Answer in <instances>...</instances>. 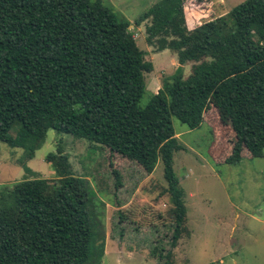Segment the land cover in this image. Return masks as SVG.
<instances>
[{
  "label": "trees",
  "instance_id": "16d2710c",
  "mask_svg": "<svg viewBox=\"0 0 264 264\" xmlns=\"http://www.w3.org/2000/svg\"><path fill=\"white\" fill-rule=\"evenodd\" d=\"M191 1L159 0L132 22H147L146 41L179 65L140 107L152 65L109 4L0 0V143L29 159L52 130L103 146L146 174L159 162L171 232L167 248L152 243L156 264H172L184 232V193L172 167L184 147L171 118L188 129L205 122L208 108L224 118L232 141L220 163L259 158L264 149V0H244L225 17L213 15L209 0ZM185 63L193 65L183 78ZM45 162L53 182L22 179L0 193V264H99L104 234L94 238L86 179L60 150Z\"/></svg>",
  "mask_w": 264,
  "mask_h": 264
},
{
  "label": "rangeland",
  "instance_id": "374dc122",
  "mask_svg": "<svg viewBox=\"0 0 264 264\" xmlns=\"http://www.w3.org/2000/svg\"><path fill=\"white\" fill-rule=\"evenodd\" d=\"M102 1L129 21L136 46L152 65L143 74L145 92L139 101L143 107L149 94L179 66L174 53L158 51L154 41H146L147 22L132 26L159 0ZM209 1L213 15L225 17L244 0ZM191 2L202 5V0ZM192 65L181 66L183 78ZM208 109L205 122L194 129L171 118L177 141L184 147L174 152L172 167L185 207L184 232L173 249L172 264H264V149L259 158L242 157L235 165L220 163V152L230 144L232 134L225 119ZM57 150L68 157L72 173L86 179L92 193L87 208L94 238L104 234L99 264H156L150 254L152 243L157 239L167 248L171 232V204L159 162L146 174L103 146L48 130L29 159L23 150L0 143V193L22 179L53 182L56 177L45 156Z\"/></svg>",
  "mask_w": 264,
  "mask_h": 264
},
{
  "label": "crops",
  "instance_id": "0c3cea01",
  "mask_svg": "<svg viewBox=\"0 0 264 264\" xmlns=\"http://www.w3.org/2000/svg\"><path fill=\"white\" fill-rule=\"evenodd\" d=\"M155 93V92H154ZM175 137H176V134H175ZM177 139V138H176Z\"/></svg>",
  "mask_w": 264,
  "mask_h": 264
}]
</instances>
